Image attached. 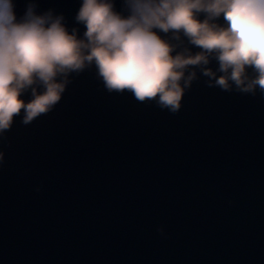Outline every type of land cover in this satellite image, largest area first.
<instances>
[{"label": "water", "instance_id": "1", "mask_svg": "<svg viewBox=\"0 0 264 264\" xmlns=\"http://www.w3.org/2000/svg\"><path fill=\"white\" fill-rule=\"evenodd\" d=\"M0 264H264V5L106 45L9 111Z\"/></svg>", "mask_w": 264, "mask_h": 264}]
</instances>
